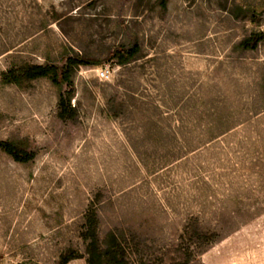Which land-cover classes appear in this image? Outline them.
<instances>
[{"label": "rangeland", "instance_id": "obj_1", "mask_svg": "<svg viewBox=\"0 0 264 264\" xmlns=\"http://www.w3.org/2000/svg\"><path fill=\"white\" fill-rule=\"evenodd\" d=\"M159 1L0 0V142L34 156L0 151V264H86L89 211L128 264H264V0ZM74 55L65 118L4 77Z\"/></svg>", "mask_w": 264, "mask_h": 264}, {"label": "trees", "instance_id": "obj_2", "mask_svg": "<svg viewBox=\"0 0 264 264\" xmlns=\"http://www.w3.org/2000/svg\"><path fill=\"white\" fill-rule=\"evenodd\" d=\"M159 5L164 8L165 0H160ZM264 38V32L253 33L249 37L243 39L239 46L244 50H254L259 42ZM138 52L137 45L130 47L119 46L111 56L117 64H126L133 60ZM92 65L77 55L67 56L62 65L43 64V65H23L17 69H11L4 74L7 82L12 77L13 82L20 78L31 82L37 79L48 78L51 83L63 88V93L58 96L59 116L61 118L68 117L70 113V97L72 96V80L71 77L75 70L80 66ZM15 77V78H14ZM0 151L10 156L18 163H26L33 159V154L17 150L8 142H0ZM94 212L87 213V226L84 233V239L87 241L86 246V264H128L125 260L119 239L113 233H108L105 239L100 243L93 225ZM79 258L76 254L62 256L60 264H66L73 259Z\"/></svg>", "mask_w": 264, "mask_h": 264}, {"label": "built area", "instance_id": "obj_3", "mask_svg": "<svg viewBox=\"0 0 264 264\" xmlns=\"http://www.w3.org/2000/svg\"><path fill=\"white\" fill-rule=\"evenodd\" d=\"M101 76H104L103 72L100 74Z\"/></svg>", "mask_w": 264, "mask_h": 264}]
</instances>
